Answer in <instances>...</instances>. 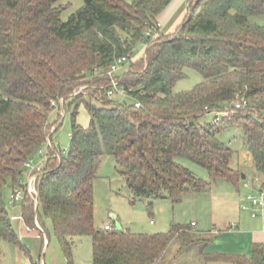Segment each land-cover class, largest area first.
I'll return each mask as SVG.
<instances>
[{
    "label": "trees",
    "instance_id": "16d2710c",
    "mask_svg": "<svg viewBox=\"0 0 264 264\" xmlns=\"http://www.w3.org/2000/svg\"><path fill=\"white\" fill-rule=\"evenodd\" d=\"M58 1L0 0V237L19 244L5 190L51 136L47 123L54 101L70 96L95 71L105 72L116 58L132 55L143 41L142 67L134 65L121 77L130 102L107 98L95 104L83 92L69 101L75 109L69 151L51 156L38 177V218L51 221L69 262L73 238L88 235L92 264H151L175 237L182 248L200 243L181 224L155 234L97 228V171L102 157L112 156L127 187L147 199L179 200L210 187L179 157L205 168L212 180L238 185L243 172L232 167L234 150L219 137L236 125L264 178V69L258 66L264 63V25L250 21L264 16V0H192L174 31H159L153 39L145 32L172 0H84L66 21ZM186 68L199 71L203 80L174 92ZM239 100L246 104L231 118L201 122ZM81 104L91 116L86 127L76 121ZM22 213L33 226L29 199ZM219 257L264 264V248L256 245L249 257Z\"/></svg>",
    "mask_w": 264,
    "mask_h": 264
},
{
    "label": "rangeland",
    "instance_id": "374dc122",
    "mask_svg": "<svg viewBox=\"0 0 264 264\" xmlns=\"http://www.w3.org/2000/svg\"><path fill=\"white\" fill-rule=\"evenodd\" d=\"M84 4V0H60L56 6L61 8V18L66 21L73 13H75ZM250 21L259 25H264V16L251 17ZM171 22L167 28L171 27ZM145 54V44L141 41L137 42L132 54V62L128 64L131 67L139 69L143 64V56ZM140 67V68H141ZM102 71L97 70L86 78L79 87L82 88V95L85 100L95 104H100L102 101L113 99L120 101V97L109 98L105 95L103 87ZM203 80L202 74L192 68H186V77L176 82L174 92H181L192 89L196 84ZM66 100L62 102V99ZM73 96L60 97L54 101V109L50 113V118L47 123L48 134L53 148L56 151H63V156H67L70 147V132L72 127V113L74 106H70ZM131 101L128 96L125 99ZM209 114L201 118V122L210 119ZM91 120V116L85 106L81 104L76 110V121L78 124L86 127ZM212 121V120H211ZM56 125V129L52 131V127ZM237 128H235V127ZM223 130L219 137L228 143L234 150L231 165L235 169L241 170L247 175L248 179H254V176L260 173L256 171L253 160L247 152L244 144V133L233 125ZM52 131V132H51ZM47 140V138H46ZM45 151L53 152L47 142L41 146ZM33 156V155H32ZM39 160V158H38ZM176 161L189 168L197 177L204 181L210 182V187L207 190L200 192H190L184 194L179 200L163 201L161 199H147L141 198L132 193L127 187L124 178L120 175L116 160L109 155H104L101 159L100 167L97 171V178L94 184V200H95V226L97 228L104 227L105 223H111L117 229H129L131 231H143L152 220L156 222L153 229L155 231H167L172 223H179L186 226L191 221L200 223V226H205V229H212V219L219 218L218 216H225L226 221L229 220V215L232 208L235 207L236 196L240 197L242 194L236 190L234 185L227 182L225 179L212 180L205 168L186 158H176ZM239 197V198H240ZM243 201V200H242ZM242 202L239 204L241 208ZM11 209V208H10ZM228 210V211H227ZM12 210H9V212ZM246 212V211H245ZM19 213V211H18ZM42 215V210H40ZM20 214V213H19ZM115 214L117 217L111 218ZM231 218V217H230ZM231 221V219L229 220ZM45 226L49 238L51 240L50 246L46 251H41V243H37L35 251L37 259L39 257L42 261L53 262V264H68V258L57 237L55 236L51 223L45 221ZM203 229V228H201ZM204 229V230H205ZM179 246V241H176L169 249L168 255H171ZM78 254L74 255L72 261L78 259L82 264H91L92 259V243L86 239L83 243L78 245ZM80 252V253H79ZM75 256V257H74Z\"/></svg>",
    "mask_w": 264,
    "mask_h": 264
},
{
    "label": "crops",
    "instance_id": "0c3cea01",
    "mask_svg": "<svg viewBox=\"0 0 264 264\" xmlns=\"http://www.w3.org/2000/svg\"><path fill=\"white\" fill-rule=\"evenodd\" d=\"M189 1L190 0H172L170 4L164 9V11L160 13V15L157 17V21L162 24V27L160 29L161 33H171L174 31L176 26L181 23L187 12ZM170 22L172 25L171 27L167 28ZM258 66L259 68L264 69V63H260ZM208 116H211V118L205 121L210 122L213 118V115L209 114ZM247 152L253 160L252 154L248 150ZM31 157H33L35 160H38V152ZM243 174L245 175V178H243L242 181L238 183V185L232 184L239 192V194H242V196H236L235 207L229 210V212H231L229 215V220L231 219V221H226L225 216L219 215V218L216 217L212 219V229H205L206 227L200 226L199 222H196L194 220L191 221L190 224L186 225V227L189 228V234L191 235V238H201L202 241L198 244H193L182 248V243L179 237H175L170 242L166 250L162 253V255L151 264H236V262L228 260L226 257H219V254H228L232 256L245 255L249 257L252 253L253 247H255L256 245H261L264 248V227L262 216L252 217L249 211H242L239 209V204L240 202L243 203L245 201V196L248 191V189L243 186V181H250L253 186L251 188L257 190L259 186L264 184V178L262 174H259L257 176L255 175L254 179L251 180L247 178V175L245 173ZM14 186L15 185H12V182H9L8 186L6 187L5 193L8 200V210H12V213L10 211L9 214L12 220L14 231L19 240V244L16 245L8 241L7 239L0 237V264H53V262L42 261L40 257L39 259H37L38 256L35 251L37 243H41V251H46L47 247L50 246L51 240L48 233H46L47 228L45 226V221H49L50 223L51 221L46 219L43 220L42 223L40 222L45 231L44 234H40L36 230L32 232L26 231L25 225L28 224H26L25 219L24 223L21 220L13 219V215L22 213L21 203L12 204L10 202V194ZM161 200L173 201L172 199L168 198H164ZM36 213L37 215L39 214L38 210ZM115 217H117L115 214L111 215V218ZM193 222L194 225H192ZM107 224H110L112 226V230L117 229L111 223H105V225ZM105 225L104 227H101L99 229H105ZM155 225L156 222H153L151 220L148 226H146L145 229H142L143 231L137 232L131 231L129 229L126 230H129L133 233L155 234L167 232L171 228L170 226L167 231L159 232L153 229ZM51 226L53 229L52 223ZM85 239L87 242H89V239H91L92 243V237L89 235L73 238L72 258L73 254H78V245H81ZM176 241H179V246L171 255H168L170 247ZM68 264H82V262L78 259H74L73 261L71 259V262H69Z\"/></svg>",
    "mask_w": 264,
    "mask_h": 264
},
{
    "label": "built area",
    "instance_id": "2783aa9c",
    "mask_svg": "<svg viewBox=\"0 0 264 264\" xmlns=\"http://www.w3.org/2000/svg\"><path fill=\"white\" fill-rule=\"evenodd\" d=\"M190 0L189 2H191ZM162 27L160 22H156L155 25H151L147 28L145 32V36L153 39L158 36V33ZM143 42V41H142ZM144 43V42H143ZM145 44V43H144ZM132 55H125L116 58L112 64L103 72V76H106L109 79V82L103 87L104 93L109 98H115L117 96L120 97V101L125 99L128 96V93L125 89L120 87L121 77L122 75L129 71L127 67L128 64L132 62ZM82 88L75 89L71 96H75L78 93H81ZM64 98L62 102H64ZM246 102L243 100H239L234 103L233 106H226L224 109L218 110L214 109L210 112L213 115L212 123H219L224 118H231L237 109L245 106ZM135 106L137 108L140 107V102H136ZM56 125L52 127V131L56 128ZM51 131V132H52ZM48 146L52 149L53 143L51 142L50 136L47 137L46 140ZM39 160H35L33 157H29L23 163V173L18 177L16 184L10 194V202L12 204L21 203L25 200L29 199L35 209L34 216V225L29 226L25 225V229L28 232H32L34 230L38 231L40 234H44V228L40 223L37 215V210L39 208V191L37 188V180L42 172V169L47 162V160L51 156L60 157V151H56L53 148V152L49 150L45 151L43 148L38 149ZM243 186L248 189L247 194L245 196V201L241 204V208L243 210L249 211L252 217L262 216L263 218V227H264V184L259 186L257 190H254L250 181L244 180ZM13 219L21 220L24 223L23 214L13 215ZM194 225V222L192 223ZM106 230H112V226L110 224L105 225Z\"/></svg>",
    "mask_w": 264,
    "mask_h": 264
},
{
    "label": "water",
    "instance_id": "95a60500",
    "mask_svg": "<svg viewBox=\"0 0 264 264\" xmlns=\"http://www.w3.org/2000/svg\"><path fill=\"white\" fill-rule=\"evenodd\" d=\"M243 178H245L244 174H243ZM4 202H5V204H7V202H8L7 197H5Z\"/></svg>",
    "mask_w": 264,
    "mask_h": 264
}]
</instances>
